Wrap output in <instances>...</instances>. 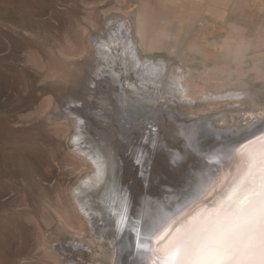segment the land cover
Masks as SVG:
<instances>
[{"label":"rangeland","instance_id":"374dc122","mask_svg":"<svg viewBox=\"0 0 264 264\" xmlns=\"http://www.w3.org/2000/svg\"><path fill=\"white\" fill-rule=\"evenodd\" d=\"M145 1L154 7L155 24L161 18L172 21V38L163 51L153 56L167 59L170 72H184L183 81L184 75L195 80L194 76L203 74L204 80L209 78L207 90L222 82L217 73L222 67L213 55L239 37L251 43L245 63L249 69L257 64V56L264 55V0H0V264H66L58 253L50 251L51 247L64 237L81 242L89 239V225L81 218L74 188L91 174V167L72 142L76 121L62 116L60 110L72 94L80 96L84 89L90 92L86 87L89 76L94 75L92 67L97 57L92 38L105 31L109 19H135ZM58 63L68 65L72 77V83L64 89L54 83L57 79L47 77L58 70ZM249 69L245 88L252 90L258 84L254 95L262 98L264 75L258 77L257 69ZM210 79H216L215 83ZM189 91L195 97L192 106L181 105L171 92V104L177 102L178 110L185 113L184 117L173 115L184 125L190 124L185 119L189 115L246 104L264 108V101H251L246 95L200 100L193 88ZM96 98L92 103L87 101L97 106ZM114 106L116 125V120L121 122L122 107L116 99ZM160 120V133L165 138L164 129L169 131L171 127L166 126L163 116ZM177 125L175 122V133L179 135ZM143 132L139 124L133 135L141 138ZM115 133V137H123L121 132ZM123 142L121 153L125 139ZM60 224L62 231L58 230ZM121 264H128V259Z\"/></svg>","mask_w":264,"mask_h":264},{"label":"bare ground","instance_id":"6f19581e","mask_svg":"<svg viewBox=\"0 0 264 264\" xmlns=\"http://www.w3.org/2000/svg\"><path fill=\"white\" fill-rule=\"evenodd\" d=\"M153 10V5L146 3L138 8L133 20L124 17L116 21L108 20L105 31L92 38L97 57L92 67L94 75L89 76L86 87L90 92L84 89L80 96L72 94V98L61 107L62 116L76 121L72 142L91 167V174L82 175L85 178L74 188L76 203L82 212L81 218L89 225V239L81 242L64 237L59 240V245L50 249L53 254L58 253L66 264H121L126 259L128 264H139L133 227L180 211L191 196L178 198L184 191H193L202 175L211 180L228 173L235 175L238 160L221 159L216 162L208 157L246 143L252 136L246 121H258L252 130L254 132L264 129V124L259 123L264 118V108L252 104L212 113L209 111L199 116L188 114L185 119L186 123L190 122L189 125H184L173 115V112L180 116L185 113L178 110L177 102L171 104L172 95L181 100V105L192 106L191 100L195 97L189 93V88H193L200 100H224L246 95L252 98L251 101H264V96L254 95L253 89L258 84L252 90L245 88L248 83L244 78L248 76L249 69L245 63L251 43L242 37L227 43V48H221L217 55H213L215 59L213 56L211 59L222 67V71L217 73L223 80L221 82L219 78L218 82L221 83L212 85L214 89L216 86L220 90L225 85H237L233 90L216 91L211 88L214 90L211 91L212 86L207 90L206 81L209 78L204 80L205 77H201L203 74L197 78L194 76L195 80L184 75L183 81L184 72H170L167 59L155 57L153 53L163 51L168 39L172 38V21L161 18L155 24ZM190 46L196 48L192 44ZM174 47L173 52L176 51ZM255 62L257 64L250 69H257L258 77L264 75L262 70L259 72L264 69V55L257 56ZM227 65H230L228 69L234 68V71H229ZM67 67L61 64L56 72L47 76L57 79L54 83L62 89L72 83ZM202 70L200 72L204 73ZM87 98L91 103L96 98L97 106L89 104ZM115 99L122 107V111L119 110L121 122L116 120V125L113 118ZM160 114L166 126L171 127L167 131L162 125L164 139L160 133ZM175 122L178 123L179 135L175 133ZM139 124L144 128L141 138L133 135ZM121 125L124 128H120ZM117 131L123 134L122 140L115 137ZM123 139L126 145L121 153ZM146 149H149L148 153H145ZM137 159L140 163H137ZM100 164L103 165V175L98 177ZM122 196L127 197L126 212ZM122 213L126 217L123 222ZM58 230L62 231L61 224Z\"/></svg>","mask_w":264,"mask_h":264},{"label":"snow or ice","instance_id":"6c2138e0","mask_svg":"<svg viewBox=\"0 0 264 264\" xmlns=\"http://www.w3.org/2000/svg\"><path fill=\"white\" fill-rule=\"evenodd\" d=\"M257 123L246 121L252 133L246 143L208 157L238 160L235 175H202L178 198L191 196L180 211L133 227L139 264H264V129L252 131ZM121 201L126 212L127 197Z\"/></svg>","mask_w":264,"mask_h":264},{"label":"water","instance_id":"95a60500","mask_svg":"<svg viewBox=\"0 0 264 264\" xmlns=\"http://www.w3.org/2000/svg\"><path fill=\"white\" fill-rule=\"evenodd\" d=\"M258 132H259V131H258ZM258 132H256V133L258 134ZM250 138H252V136H251Z\"/></svg>","mask_w":264,"mask_h":264}]
</instances>
